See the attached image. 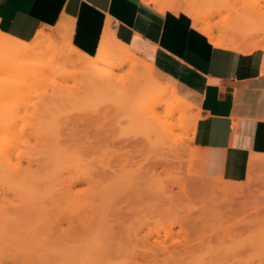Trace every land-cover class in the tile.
I'll return each mask as SVG.
<instances>
[{"label": "rangeland", "instance_id": "374dc122", "mask_svg": "<svg viewBox=\"0 0 264 264\" xmlns=\"http://www.w3.org/2000/svg\"><path fill=\"white\" fill-rule=\"evenodd\" d=\"M212 1H215L214 5L208 7L213 9L224 3L220 8L223 10L219 11L221 14L217 12L220 15H210L212 21L205 22L215 23L214 30L222 33L230 27L229 23L234 27V30L230 27V35L232 33L240 41L245 37L247 43H260L262 47L264 0ZM204 9L201 8V12L207 16L208 10ZM223 26H227L226 29ZM55 28L45 33L53 34ZM94 37L96 35L86 24L78 23L76 46L82 48ZM53 65V70L46 69L47 72L38 75L45 76L28 79L26 83L12 70L0 73V86L5 83L3 89L14 88L0 92V219L6 224V229L0 231L6 238L0 241V260L16 256L22 260L27 258L32 264H72L75 256H84L88 249L94 251L107 245V237H112L113 233L115 239L127 237L133 244L136 240L138 253L146 249L151 251L148 254L157 253L160 257L174 254L170 257L174 259L171 264H264V163L254 165L256 167H250L249 163L248 176L242 181H230L212 174L206 152L194 142V120L199 117V111L190 101L195 108L190 111V123L186 124L187 128L190 126L186 133L188 137L184 134L183 141L191 142L192 147L184 142V150H176L179 157L176 163L182 164L181 171H175L171 165V172L167 167L150 171V164L153 165L159 153H164L169 160L174 154L171 147L161 145L152 123L145 122L137 112L143 99L120 97L121 94L105 95L88 87L82 67ZM34 69L38 67L30 68L31 71ZM122 104L129 107L128 111ZM113 107L122 113L114 112ZM102 109L107 112L102 113ZM98 110L104 115L116 114H109L107 118L102 115L105 120L100 116L105 122V132L109 131L106 137H109L93 140L89 135L86 138L76 129V115L91 117V113ZM134 110L136 113L131 117L130 112ZM113 117L116 118L113 120ZM20 142L23 148L19 146ZM89 142L92 144L87 149L84 144ZM157 142L161 148L157 147ZM259 157L262 155H254L251 159ZM12 166H19L20 173L22 168L25 169L24 175L11 170L14 169ZM180 177L188 186L184 193L180 189ZM238 188L242 189V195H233ZM157 189H165L167 196L163 203L159 201L161 204L155 197V192H159ZM185 193L191 197L187 199L183 196ZM159 206L164 210H159ZM205 207L208 208L206 211ZM104 223L114 224L111 235L107 234L109 229L106 230ZM177 223L186 224V228L183 227L188 232L184 233ZM111 251L107 253L111 258L106 254L109 259L102 260L104 263L128 262L127 256L125 262L124 256H118L122 250L119 254L115 249ZM76 259L78 261L79 257ZM166 261L167 258L160 264ZM139 262L143 261L139 259Z\"/></svg>", "mask_w": 264, "mask_h": 264}, {"label": "crops", "instance_id": "0c3cea01", "mask_svg": "<svg viewBox=\"0 0 264 264\" xmlns=\"http://www.w3.org/2000/svg\"><path fill=\"white\" fill-rule=\"evenodd\" d=\"M175 12L142 0H0V30L30 41L62 21L74 22L76 34L84 23L96 37L83 48L111 31L154 66L158 80L196 105L194 142L206 152L209 171L242 181L249 163H259L251 157H264V40L251 53L214 47L189 14Z\"/></svg>", "mask_w": 264, "mask_h": 264}, {"label": "bare ground", "instance_id": "6f19581e", "mask_svg": "<svg viewBox=\"0 0 264 264\" xmlns=\"http://www.w3.org/2000/svg\"><path fill=\"white\" fill-rule=\"evenodd\" d=\"M142 1H144L147 4L155 6L158 10H160L162 12H166V11H173L174 12V11H176L175 13H178L179 11H183L185 14H187V15L189 14L188 16L189 17L191 16L193 19L194 26L198 29V31H200L203 35H205L206 37L209 38L210 43L212 45H214V47L216 46V47H221L222 49H224V48L234 49V50H236L238 52H242V53H251L256 49L262 48L261 46H259V45H261L260 43H259V45L254 43V45H253L250 42L247 43L248 40L245 37H244V39L246 41L244 39H243V41L242 40L240 41L236 37L232 36L233 35L232 33L230 35V31L234 30V27H232L228 22H227L228 26H230L232 30H230V27H228L227 28L228 30H227L226 29L227 26L226 27L223 26L226 29L225 32L222 29L224 33H222L220 29L219 30L221 33L214 30L215 27L213 24H215V23L211 24L209 22H205V20L208 21V20L213 19L210 15H213L219 11H222L223 8H222V10H220V8L224 3L221 4L220 7L217 6L216 8L213 7V9H212L211 7H208L209 4L214 5L215 1L213 2L212 0H142ZM219 2H222V0H220ZM201 8L202 9L205 8L204 10H208L209 15L207 14V16H206L204 13H202ZM225 11H228V9ZM219 13L221 14V12H219ZM220 14H218V15H220ZM227 23H226V25H227ZM106 28L109 29L108 26ZM226 31H229V32H227L229 34H227ZM75 32L76 31H74V26H73L71 21H62L61 23H59L58 26L55 28V31L53 34L45 33L44 29L38 30L37 34L30 41H23V40L17 39V38L12 37V36L2 32L0 30V73L2 71H5V70H12L17 75H20V80L22 82L26 83V81L28 79H32V78L36 79V77L38 79V77L45 76L42 74H40L41 76H38V75H39V73H44L45 71L47 72V70L48 71L53 70V67H54L53 64H55V63L56 64L59 63L61 66H79V68L82 67L83 73L85 74L86 79H87V85L90 89L94 88L98 91H101L103 94L105 93V95H106V93L109 94V96H110V94H112V95L121 94L120 97L124 96L126 98L127 97H134V96L141 97L143 99V103L138 106L137 112L141 115V117L143 118V120L145 122L150 121L152 123V125L154 126L153 129L157 130L156 133L158 132L157 134H159V136H160V141L162 143L161 145L162 146L164 145V147L167 145L169 147H171L172 148L171 152H173V154H174L173 159L169 160L168 157L166 155H164V153H159V155H157L155 157L156 159H155V161H153V165L150 164L151 168H149V170L150 171H156L159 167H161L163 170L167 167L168 169H170V172H171L172 167H173L175 171L180 172L182 169V164L176 163V161L179 159V157L176 155V150H178V149L184 150V147L186 146L187 142L183 141L184 134L186 135L187 129L189 130L190 126L188 128H187V126H188V123H190V111L192 110V108H195V107L191 103H189L186 99L181 97L173 86L158 80L154 75V66L151 63L147 62L146 60L142 59L141 57L137 56L135 53H133L128 45L118 41L111 31H109V30L104 31V33H102V35L100 37L98 44L96 46H90V47L86 46L87 48H83V47L80 48V47L76 46V44H75V34L76 33ZM263 48H264V46H263ZM35 66H37L38 69H34L31 71L30 68H33ZM5 73H7V72L5 71ZM2 74H4V73H2ZM33 80H31V81H33ZM3 83L4 82L2 81V84ZM6 85L8 87L11 86V84L9 86L7 83H6ZM23 85H24V83H23ZM2 86H0V92H2V93L7 92L8 90L13 91V89H14V88H6L5 87L6 89L4 88L5 89L4 90ZM23 88H24V86H23ZM8 93H10V92H8ZM4 95L5 94H3V96ZM1 99H3V98H1ZM1 101H4V100H1ZM123 106H124L125 110L127 109V111H128L129 107H126L125 105H123ZM115 107L117 108V106H115ZM115 107L112 108L114 112L119 111L122 113V110L120 111L119 108L117 110H115L116 109ZM109 110L112 111L111 109H109ZM101 111H102V113L107 112L106 109H105V111H104V109H102ZM101 111L98 110L97 112L96 111L93 112L94 114L91 113L92 114V115H90L91 117H83V116H89V115H83V114H81V117L76 115V117H78V118L75 117L77 120L74 122L76 129L79 130L84 136H86V138L89 135H91L93 137V140H99L101 138H108L109 137V136L106 137V134H108L109 131L107 133V132H105V131H107V129L103 128V126L105 125L104 124L105 122L103 123V121L105 120V117H103L102 115H104L105 113L102 114ZM1 112H0V114H1ZM124 113H125V111H124ZM134 113H136L135 110L130 112L131 117H133L132 115ZM109 114H110V112H109ZM109 114H107V115L109 116ZM107 115H104V116H106V118H107L108 117ZM110 115L115 116L116 114H110ZM100 116H102V118L104 120H102V119L100 120V118H101ZM115 118L116 117H113V120ZM198 118L199 117H197L194 120V125H196ZM111 120H112V118H111ZM186 124H187V126H186ZM79 126H81L82 128H80ZM193 127H192V129H193ZM178 132H182V134H180V133L178 134ZM17 134L19 135L20 133L17 132ZM192 134L194 135V133H192ZM186 137H188V136L186 135ZM2 139H4V138H2ZM186 140H187V138H186ZM21 141H24V140H21ZM184 142H186V143H184ZM126 143L128 144V142H126ZM182 143H184V144H182ZM21 144H23V143H21V142L19 143L20 147H22ZM91 144H92L91 142H89L87 144L85 143L84 146L88 149V147H90ZM130 144H132V143H130ZM189 144L187 143L188 147H192V145H189ZM9 145L11 147V143ZM158 145H160V143L157 142V147L161 148V145L160 146H158ZM2 147H3V145H2ZM7 149H9V148H7ZM7 152H8V150H7ZM36 152L38 154V150H36ZM10 153L6 157L10 156ZM34 156H36V155H34ZM32 158L33 157H31V159ZM6 159H8V158H6ZM29 159H28V161H29ZM31 159H30V161H31ZM255 160L256 159H254L252 166L257 165L260 162H262V164L264 163V157H262V158L259 157L258 158L259 163H256V164H255V162H256ZM7 163H8V161H7ZM10 163L11 162L8 163V166H11ZM170 165L172 166L171 168H170ZM254 167H256V166H254ZM12 168H14V169H11V168L10 169L15 170L16 173L19 171L18 172L19 174H23V170H25L21 167L22 173H20L21 171H20L19 166L17 168L12 166ZM11 170H10V172H11ZM7 171L8 170H6V172ZM24 173H25V171H24ZM25 174H27V173H25ZM23 175H21V176H23ZM14 176H16V175H14ZM147 176H149V175H147ZM157 178H159V177H157ZM16 179H18V176ZM159 179H161V178H159ZM156 180H158V179H156ZM164 180H166V179H164ZM175 180H174V182H175ZM179 181H180L179 185L182 186L180 189H182L181 191H183V193H184L185 192V186H187L186 181L183 180V178H181V177L179 178ZM187 181H188V179H187ZM26 182H28V181H26ZM161 182L162 181H160V183ZM24 183H25V181H24ZM157 184H158V182L156 183V185ZM176 184L178 185V182H176ZM19 185L20 184H18V187L21 188V186H19ZM174 185H175V183H174ZM157 187H160V186H157ZM163 187H165V185ZM160 188H162V187H160ZM160 190L161 191H159V189H157V191H159V192H155V193H157L155 197L157 198L158 203H159V201H161V203H163L162 202V201H164L163 199L167 196L164 192L165 189L164 190L160 189ZM20 191H22V190H20ZM233 191L234 190H232V192ZM186 192H188V191H186ZM238 194L242 195V189L241 188H238L236 191L233 192V195L237 196ZM245 194H247V193H245ZM167 195H169L168 192H167ZM192 195H194V194H192ZM169 196H171V195H169ZM183 196L187 197V199H189L191 197V196L189 197V195H186V193ZM209 196H208V198H210ZM169 200L172 201L171 199H169ZM209 200H211V199H208V201ZM216 202H217V200H216ZM161 203H159V204H161ZM161 208H162V206L158 209L160 210ZM207 209L208 208L205 207L204 210L206 211ZM162 210H164V208H162ZM166 211L168 212V210H166ZM183 221L184 220H182L181 222L183 223ZM174 224H172V225H174ZM186 224H187V220H186ZM186 224H184L183 226L185 227ZM113 225L108 224V223H104V226L107 227L106 230L109 229L108 233H107L108 235L111 233L110 230H112V228L114 229ZM188 225L189 224H187V227H189ZM5 226H6V224H5L4 220L0 219V231H4L6 229ZM179 226H181L180 228H182L181 230L184 233L188 232V229H185L186 227L184 228L182 226V224ZM189 229H191V228L189 227ZM195 229L198 231L200 228L199 229L195 228ZM203 229H204V227H203ZM184 233L182 235H184ZM188 235L189 234H187V236ZM111 236L112 237H110V236L107 237L109 240V243H107V245L102 247L105 251L102 248H100V249L98 248V250L94 249V251L92 249L91 250L88 249V252L85 253L86 255L75 256V258H74L75 260H73L74 263H72V264H96V263L97 264H103L106 257H107L106 258L107 260L109 258H111L107 254L108 252L109 253L112 252L111 249H113V250L115 249V252L118 251V254H119L120 250H122V253L120 252L121 255L116 254V256L117 255L120 257L124 256V258H122L124 260V262H125V258L127 256L126 261H128V262H125V264L126 263H128V264H158L159 263L160 264V261H162V260L164 261V259L166 260V258H167V261L169 260L168 262L170 264H171V262L173 263V261H174L173 258H170L174 254L173 255L167 254V256L160 257V255L157 253L148 254L151 251L148 252V250H146V249H144V250L142 249L143 252L138 253L137 251L139 248L137 245H135L136 240H134V244H133V240H129V239H127V237H125L124 239L123 238L121 239L120 237L119 238L116 237L117 239H115V236L113 237V233ZM184 237H185V235H184ZM0 238H1L0 239L1 242H2V238H3V241H5L4 239H6V238H4V234L2 232H0ZM126 243H127V245H126ZM128 245H130V246L132 245V247L130 248V246H128ZM127 247L129 248V250L131 249L132 252H129ZM163 247H164V249H167L166 246H163ZM91 248H93V247H91ZM89 251H91V252L89 253ZM95 251H96V254H95L96 257H93L92 255H94ZM97 252H99V253L102 252L103 254L100 255L98 253V255H97ZM124 252L125 253L128 252L129 254L127 253L128 255H126ZM30 254H31V252H30ZM106 254L109 256V258H108V256H106ZM81 255H83V254H81ZM44 256L45 255H43V257ZM72 257H73V255H72ZM78 257H79V260L77 261L76 258H78ZM82 257H83V259H81ZM21 258L22 257H16V256L15 257L10 256V257H7L5 259L2 258L0 260V264H20V263L21 264H23V263L24 264H32L31 261H29L30 263L28 262L29 259L26 258L27 260L26 259L22 260ZM47 258H48V256H47ZM35 259H38V258H35ZM139 259H141L143 262H139ZM181 259H183L182 254H181ZM181 259L179 258V260H181ZM102 260H104V261H102ZM25 261H26V263H25ZM99 261L103 262V263H100ZM167 261H166V263L168 264ZM18 262H20V263H18ZM166 263H163V264H166ZM104 264H106V262ZM109 264H111V263H109Z\"/></svg>", "mask_w": 264, "mask_h": 264}]
</instances>
